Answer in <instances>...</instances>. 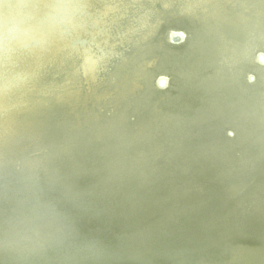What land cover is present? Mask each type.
<instances>
[{
    "label": "bare ground",
    "instance_id": "6f19581e",
    "mask_svg": "<svg viewBox=\"0 0 264 264\" xmlns=\"http://www.w3.org/2000/svg\"><path fill=\"white\" fill-rule=\"evenodd\" d=\"M39 2L58 34L0 63L30 73L0 264H264V0Z\"/></svg>",
    "mask_w": 264,
    "mask_h": 264
},
{
    "label": "clouds",
    "instance_id": "9594fccd",
    "mask_svg": "<svg viewBox=\"0 0 264 264\" xmlns=\"http://www.w3.org/2000/svg\"><path fill=\"white\" fill-rule=\"evenodd\" d=\"M50 5L39 0H0V63L15 68L18 56L46 49L58 34L45 22ZM29 79L27 71H7L0 78V90L22 87Z\"/></svg>",
    "mask_w": 264,
    "mask_h": 264
},
{
    "label": "water",
    "instance_id": "95a60500",
    "mask_svg": "<svg viewBox=\"0 0 264 264\" xmlns=\"http://www.w3.org/2000/svg\"><path fill=\"white\" fill-rule=\"evenodd\" d=\"M170 40L172 39L170 38ZM164 85H165V82H162L161 84H157L158 87H163Z\"/></svg>",
    "mask_w": 264,
    "mask_h": 264
}]
</instances>
